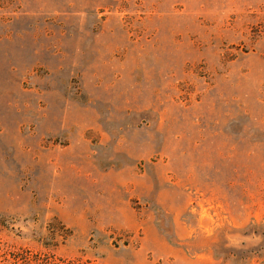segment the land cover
I'll return each mask as SVG.
<instances>
[{"label": "rangeland", "instance_id": "rangeland-1", "mask_svg": "<svg viewBox=\"0 0 264 264\" xmlns=\"http://www.w3.org/2000/svg\"><path fill=\"white\" fill-rule=\"evenodd\" d=\"M0 264H264V0H0Z\"/></svg>", "mask_w": 264, "mask_h": 264}]
</instances>
